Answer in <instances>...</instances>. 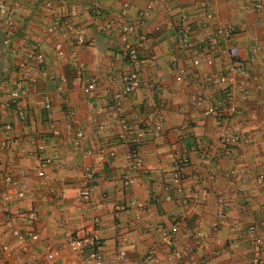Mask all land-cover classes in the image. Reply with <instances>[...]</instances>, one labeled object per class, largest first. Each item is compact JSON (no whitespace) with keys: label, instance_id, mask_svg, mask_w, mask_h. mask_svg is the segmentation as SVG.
Instances as JSON below:
<instances>
[{"label":"crops","instance_id":"crops-1","mask_svg":"<svg viewBox=\"0 0 264 264\" xmlns=\"http://www.w3.org/2000/svg\"><path fill=\"white\" fill-rule=\"evenodd\" d=\"M94 1L100 6L98 15L91 8ZM201 1L155 0L143 24L129 33L131 42L143 39L138 50V87L118 101L130 131L143 132L137 147L142 169L134 170L126 163L125 144L116 137L120 125L108 109L118 81L107 76L112 72L117 77L126 69L118 46L119 28L114 24L99 29L98 24L112 20L124 2L129 4L125 20L134 22L146 0H0L12 8V28L3 24L0 12V102L17 81L23 52L35 45L43 54V62L31 69L32 86L7 110L0 108V136L9 124L12 140L0 147V264H92L67 247L64 235L81 236L94 217H98L94 227L105 264H193L197 260L250 264L244 227L264 220V133L260 129L264 124V6L253 9L255 0H208L213 16L204 19ZM53 14L66 16L84 42L73 46L72 31L63 23L48 32ZM182 17L191 25L190 48L175 39ZM222 22L232 26V40L207 48L202 38ZM56 42L70 62L73 47L81 68L55 56ZM230 46L243 59L247 77L226 85L207 82L206 73L225 70ZM207 53L213 57L211 66L191 64L193 58ZM173 66L184 70L179 82L174 80ZM90 79L94 89L84 91ZM156 85L165 92L156 91ZM195 94L204 105L228 96L236 112L225 118L204 114L191 105ZM45 95L51 100L50 108L43 105ZM67 110L84 134L78 146L69 142L73 132L65 127ZM156 122L160 131L154 137L151 128ZM98 125L103 129L96 135ZM53 128L57 135L51 134ZM223 132H239L243 139L223 146ZM86 149L92 153L85 155ZM203 150L207 157L201 155ZM176 154H184L188 163L175 185L171 173ZM42 161L45 164L40 166ZM86 166L94 179L88 200L83 201L78 191ZM209 168L217 173L213 180L207 177ZM228 171L242 173L246 181L229 176ZM122 173L134 182L124 184ZM215 194L223 201L220 217ZM180 210L184 215L177 222L178 233L166 242L155 226L167 227ZM30 211L34 219L27 217ZM185 228L207 235L203 247L184 235ZM11 230L30 231L37 239L21 243ZM258 231L263 233L264 227ZM47 245L56 255L47 256ZM152 248L155 251L147 256Z\"/></svg>","mask_w":264,"mask_h":264},{"label":"built area","instance_id":"built-area-1","mask_svg":"<svg viewBox=\"0 0 264 264\" xmlns=\"http://www.w3.org/2000/svg\"><path fill=\"white\" fill-rule=\"evenodd\" d=\"M155 0H146L143 7L137 12L134 22L128 23L125 20V11L129 6L128 3L124 2L121 4L119 12L115 15V17L107 21L103 24H98L99 29L110 28L112 25L117 24L119 28V36L120 43L119 51L125 61L126 69L121 72L117 77H114L112 72H110L107 76L108 79H113L118 81L117 90L113 91L110 95V100L108 103L109 115L114 120V122L120 125V131L117 134V139L125 144L126 148V163L131 169L141 170L142 169V159L138 154L137 147L141 143L143 139V132H138L136 134L132 133L129 129V125L127 121L120 115V109L118 106V101L126 94L132 92L135 88L138 87L139 83V70L140 63L138 59V50L140 44L143 39L137 37L133 42L129 41L128 36L129 33L135 26H141L144 22L145 17L148 15L149 11L152 9ZM46 6H50V2H45ZM210 2L208 0H202V13L204 19H210L213 16L212 10L209 8ZM264 6V0H255L252 7L255 10H259ZM92 11L98 15L100 13V6L96 1L91 6ZM0 12L3 14L2 22L8 27L12 28L11 21V12L12 8L10 6H6L3 3H0ZM182 21L177 25L175 31V39L176 42L183 48H190L192 46V41L190 39L191 25L182 17ZM63 23L70 31H72V44L73 46L81 45L84 42L83 34L78 31V29L74 28V26L70 23V20L66 18V16L62 19L61 16L53 14L51 25L47 27V31L51 32L56 27H61ZM233 38V28L230 24L222 22L219 23L213 33L211 35L205 36L202 38L201 42L205 44L207 48H213L214 45L219 42H230ZM55 56L61 60L68 59L66 57V52L62 49L60 43L56 42L54 44ZM74 50L73 47L69 49V53L71 54V62L68 59L70 65L81 68V64L74 58ZM227 56L228 62L225 70L223 72L218 73H206L204 75V79L207 82H213L216 84L226 85L232 82L235 79L241 78L244 79L247 77V71L245 68V64L243 59L239 56L236 47L230 46L227 48ZM43 62V54L37 49L35 45H32L29 49L25 50L22 55V60L19 65V73L17 81L14 86L5 90V97L2 102H0V108L7 110L12 104H15L17 100L22 96V94L26 93L29 87L33 84V77L31 74V69H33V64L39 66ZM213 63V57L208 53L204 55H200L191 60V64L193 66H197L198 64H204L206 66H211ZM174 69V80L179 82L182 80L184 75V70L182 68ZM94 80L90 79L88 83H86L84 87V91H90L94 89ZM156 91H161L162 93L165 90L156 85L153 87ZM191 105L194 107H198L202 110L204 114L207 115H216L218 117L225 118L226 116H231L236 112L235 106L230 102L228 96H221L218 98H213L208 104H203L199 95L195 94L191 97ZM43 105L45 108H50L51 100L45 95L43 96ZM67 120H65V127L67 129L72 130V136L69 139V142L72 146H78L84 138V134L80 127L77 125V121L73 119V112L71 110L66 111ZM17 115L20 119H23V112L18 110ZM10 129V125L6 124L3 126V134L0 136V147H5L10 144L11 137L8 133ZM103 129L102 125H98L95 129V134L99 135L101 130ZM261 131L264 133V124L260 126ZM160 131V123L156 122L153 124L151 128V133L154 137H157ZM52 135H57L58 131L53 128L51 130ZM243 139V135L239 132L229 133L223 132L220 136V142L223 146L227 145H236L238 142H241ZM99 153L103 152L102 148H99ZM92 151L90 149L84 150L85 155H90ZM208 152L203 150L201 155L207 157ZM109 155H113V152H108ZM188 160L184 154H176L172 159V184H177L183 175V170L187 166ZM45 161L41 162L40 166L44 165ZM10 170L6 171L5 179L9 180ZM38 175H42V171L38 170ZM226 174L233 175L235 178L239 179L242 182L246 181V177L244 175L238 173H234L233 171H228ZM217 176V173L213 168L208 169L207 177L209 180H213L214 177ZM93 173L92 170L86 166L83 170V176L80 181V187L78 191V196L81 200L87 201L89 193L93 187ZM121 181L130 185L134 182V179L129 175L122 173L120 174ZM150 200L155 201L156 198L152 197ZM181 202H186V199H182ZM134 203L136 206H141V202H130ZM214 203L217 208V216L220 217L222 215L223 201L222 197L219 194H215ZM264 209V202L262 205ZM117 209L120 208L118 204L116 206ZM184 212L180 210L178 214L173 218L172 223L167 227L163 224H157L155 226V231L166 240V242H171L176 234L178 233L177 222L183 217ZM28 219H34L35 213L34 211H30L27 213ZM98 223V217H94L92 221L87 224L82 231V235L75 237L70 235L69 233L64 235V240L67 247L79 257H82L84 260L91 262L92 264H105L102 258V253L99 250V238L95 233V225ZM264 227V220L258 221H250L244 227L243 233L245 234L249 249H250V264H264V231L260 233L258 230ZM211 231L215 232L217 227L216 224L211 225ZM184 235L190 239L195 241L197 247H203L204 242L206 240L207 235L201 233L199 230H189L185 228L183 230ZM11 234L20 238L24 243L25 239L36 240L37 235L30 232L24 231L19 232L16 230H11ZM48 250V257H52L56 255V251L50 248L49 245L46 246ZM154 248L149 249L147 252V256L153 253ZM167 257H170V254H167ZM193 264H206L201 260L195 261Z\"/></svg>","mask_w":264,"mask_h":264}]
</instances>
